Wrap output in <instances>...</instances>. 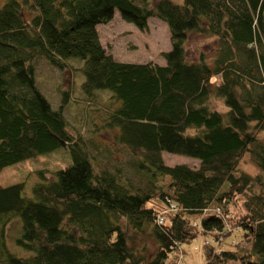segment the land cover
<instances>
[{"label": "trees", "instance_id": "trees-1", "mask_svg": "<svg viewBox=\"0 0 264 264\" xmlns=\"http://www.w3.org/2000/svg\"><path fill=\"white\" fill-rule=\"evenodd\" d=\"M116 11L142 30L150 17L167 25L164 63L106 50L98 26ZM190 31L215 37L210 61L187 58ZM38 58L58 68L76 58L81 92L106 91L102 126L115 129L142 184L95 165L68 127L67 94L53 108L38 89ZM211 97L227 109L212 108ZM59 147L69 163L31 196L22 182L0 184V264H173L200 234L213 236L201 245L203 264H264V0H3L0 170ZM163 152L198 164H166ZM244 153L254 176L239 169ZM14 217L22 254L5 242Z\"/></svg>", "mask_w": 264, "mask_h": 264}, {"label": "rangeland", "instance_id": "rangeland-1", "mask_svg": "<svg viewBox=\"0 0 264 264\" xmlns=\"http://www.w3.org/2000/svg\"><path fill=\"white\" fill-rule=\"evenodd\" d=\"M157 0H149L154 3ZM179 2L181 0H173ZM3 0H0V4ZM24 16L28 18L30 12L23 7ZM100 41L112 56L125 62L164 63L161 53L170 48V35L167 25L156 17H150L146 30L137 28L133 23L123 20L118 12L106 24L98 26ZM187 58L195 60L202 54L210 61L216 53V41L213 36H204L197 32H188L185 41ZM68 66L62 68L50 65L45 58H38L35 62V81L38 89L48 99L53 108H57L62 92L67 94V103L63 107V114L68 127L73 133H80L85 140L87 149L96 166H104L110 170L119 168L123 177L142 184L143 175L132 169L134 158L127 150L116 142L115 129L102 126V110L105 104L106 91H100L86 96L81 92L82 76L77 69L81 62L76 58L67 60ZM73 66V67H72ZM210 106L218 111L227 108L222 100L211 97ZM166 164L185 163L191 167L197 166L198 160L175 153H162ZM69 155L63 147L49 153L41 154L34 159H26L7 165L0 170V184L9 185L15 182L23 183V194L32 195L35 182L53 176V171L69 163ZM239 169L254 176L258 172L257 165L249 153H244L239 160ZM41 172V173H40ZM167 177L165 178V180ZM238 209V205L234 207ZM19 218L14 217L5 228V242L11 250L22 254L23 249L17 245L15 238L20 234ZM232 223V222H231ZM233 233L240 229L232 226ZM19 231V232H18ZM211 235H198L189 243L181 245L182 254L172 259L173 264H203L205 257L202 243L213 242Z\"/></svg>", "mask_w": 264, "mask_h": 264}, {"label": "built area", "instance_id": "built-area-1", "mask_svg": "<svg viewBox=\"0 0 264 264\" xmlns=\"http://www.w3.org/2000/svg\"><path fill=\"white\" fill-rule=\"evenodd\" d=\"M158 221H159V222H162V221H164V218H163V216H159V217H158Z\"/></svg>", "mask_w": 264, "mask_h": 264}]
</instances>
